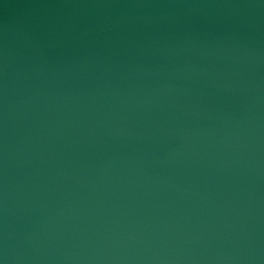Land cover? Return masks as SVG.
Masks as SVG:
<instances>
[{"label":"water","instance_id":"obj_1","mask_svg":"<svg viewBox=\"0 0 264 264\" xmlns=\"http://www.w3.org/2000/svg\"><path fill=\"white\" fill-rule=\"evenodd\" d=\"M0 264H264V0H0Z\"/></svg>","mask_w":264,"mask_h":264}]
</instances>
